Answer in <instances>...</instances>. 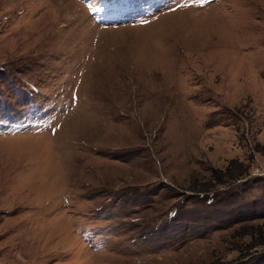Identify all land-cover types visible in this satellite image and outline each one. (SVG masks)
I'll use <instances>...</instances> for the list:
<instances>
[{
    "label": "rangeland",
    "instance_id": "obj_1",
    "mask_svg": "<svg viewBox=\"0 0 264 264\" xmlns=\"http://www.w3.org/2000/svg\"><path fill=\"white\" fill-rule=\"evenodd\" d=\"M0 264H264V0H0Z\"/></svg>",
    "mask_w": 264,
    "mask_h": 264
},
{
    "label": "trees",
    "instance_id": "obj_2",
    "mask_svg": "<svg viewBox=\"0 0 264 264\" xmlns=\"http://www.w3.org/2000/svg\"><path fill=\"white\" fill-rule=\"evenodd\" d=\"M241 174H239V176H240ZM235 178H238V177H235ZM235 178H233V179H235Z\"/></svg>",
    "mask_w": 264,
    "mask_h": 264
}]
</instances>
